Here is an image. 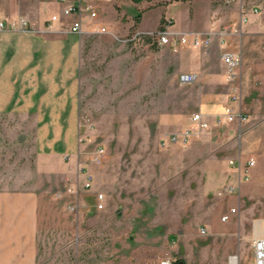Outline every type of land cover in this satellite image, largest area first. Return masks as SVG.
<instances>
[{
    "label": "rangeland",
    "instance_id": "374dc122",
    "mask_svg": "<svg viewBox=\"0 0 264 264\" xmlns=\"http://www.w3.org/2000/svg\"><path fill=\"white\" fill-rule=\"evenodd\" d=\"M147 3L138 2L136 12ZM86 5L91 8L81 13L80 31L70 32L63 16L51 21L57 10L45 2L0 0L1 16L21 15L30 23L26 32L0 31L11 32V40L27 36L16 33L71 34L79 45L72 64L67 53L61 57L69 76L63 84L76 80L72 121L54 115L57 107L41 97L44 90L35 83L39 78L37 84L47 86L51 80L46 74L40 80L30 60L22 66V60L6 58L0 72L6 88L0 94V192L21 191L36 200L38 264H252L251 237L264 230L261 162L253 176L248 169L247 179H239L252 185V193L228 194L213 170L203 168V159L187 152L209 125L186 144L167 140L188 127L199 101L197 76L191 83L179 81L191 62L181 51L222 49L211 43L173 49L147 40L133 46L124 38L137 28L127 23L135 12L125 9L115 17L109 8L99 12L93 2ZM228 42L224 51L239 57L230 70L231 90L240 91L242 108L259 121L262 107L252 100L260 97L264 82V31L244 30ZM162 47L171 53H149ZM97 145L104 155L94 163L90 153ZM211 149L210 143L203 153ZM85 169L92 174L90 188L83 186ZM98 192L105 195L102 208L96 207Z\"/></svg>",
    "mask_w": 264,
    "mask_h": 264
},
{
    "label": "crops",
    "instance_id": "0c3cea01",
    "mask_svg": "<svg viewBox=\"0 0 264 264\" xmlns=\"http://www.w3.org/2000/svg\"><path fill=\"white\" fill-rule=\"evenodd\" d=\"M71 1L79 3L81 6L93 2L99 12L109 8L115 17L118 14L123 16L126 12L125 9L136 14V10L139 8L138 2H145V0ZM37 2L47 3V6L53 11L57 10V13H60L63 7V4L58 0H37ZM147 4L140 10L139 21L136 24L137 30L142 32L154 30L163 19L164 22H170V28L181 33L210 34V48L222 49V53H205L200 49L190 47L181 51L182 56L191 61L184 73H195L199 80L197 89L200 93L196 112L202 113L209 120L208 130L205 129L196 137L198 139L191 141L192 144L188 147L187 152L190 150L203 159L205 164L203 168L213 170V176L219 186H231L232 192L236 191L238 196L243 192L244 194L250 192L252 185L239 181L237 168L229 164L228 161L229 159L243 161L251 157L255 163L249 168L250 175L255 174L258 161L261 162L264 170V82L262 81L260 97L252 100H258L262 107L259 121L251 119L252 117L242 108L240 91H238L239 99L233 105L238 107L248 118L245 121L236 120L234 122H226L222 117L219 118L223 107L229 101L230 94L235 92V90H231L232 82H234L233 73H229L227 65L223 61V54L228 47V40L233 36L240 35L242 37L244 30L247 32L261 30V25L264 23V12L255 14L249 12L251 11L249 9L257 5L263 6L264 0H245L244 11L247 13V17H245L246 13L241 15L239 5H224L218 0H148ZM42 18L38 19V26L43 25ZM127 18L129 20L127 23L132 26L134 24L132 15H127ZM242 18L245 19L242 20ZM64 21H70V17H64ZM234 29L236 30L234 31ZM16 34L27 36L22 39L18 35H14L15 38L11 40V32H0V72L2 68L4 71L7 68L8 63L4 62L6 58L11 59V63L12 59L22 60L18 62L22 66L30 60L32 65L38 67L36 73L42 75L40 80L44 78V74L48 75L51 80L47 86H41L37 84L39 78L36 79V88L44 90L41 97L47 98L54 108L57 107L58 111L54 115H66L67 118H64L72 121V106L76 105L77 99L76 97L72 98V86L76 84V80L71 78L70 85L63 84L69 76L65 74L67 72L62 71L61 57L62 53H67V63L72 64V53H78L79 50L77 40L73 41L71 34L48 38L29 33ZM149 53L171 52L167 47H162ZM40 66H42V72H40ZM62 72L64 74H61ZM55 75H58L56 80L54 79ZM3 79L0 74V94L2 93V96L6 89L5 86L3 88L5 84ZM72 82L74 83L72 84ZM229 85L230 91L228 90ZM223 87L226 88L224 92H222ZM75 89L76 86L73 90L75 91ZM50 98L52 100H49ZM245 101L247 102V99ZM183 126L184 124L181 123L178 129H182ZM210 143L212 149L203 153L204 147ZM210 163L211 166L208 165ZM252 192L253 190H251ZM35 202L36 200L29 193L8 190L0 192V264H38L36 247L38 221L34 209Z\"/></svg>",
    "mask_w": 264,
    "mask_h": 264
},
{
    "label": "built area",
    "instance_id": "2783aa9c",
    "mask_svg": "<svg viewBox=\"0 0 264 264\" xmlns=\"http://www.w3.org/2000/svg\"><path fill=\"white\" fill-rule=\"evenodd\" d=\"M224 5L238 4L240 8L241 15L245 14L244 11V1L245 0H218ZM63 7L60 13L53 14L50 19L51 21L60 20V17L69 18L73 14L78 15L76 18L70 21H64L66 29L70 32H79L81 29V13L83 11L89 10L90 5L81 6L79 3L72 2L71 0H59ZM250 8V7H249ZM249 12L259 13L264 12V5H257L250 8ZM88 15L90 17L95 15L94 11H89ZM247 17V13L245 14ZM245 18H242L244 20ZM30 28V23L25 16H11L5 17L0 15V31L2 30H15V31H27ZM261 29L264 31V23L261 25ZM103 30V28H101ZM236 29H234L235 31ZM147 40L149 44L168 46L173 49H179V47L184 45L191 46H203L206 47L211 42L210 34H201L199 32L195 33H181L170 28V24H164L163 28L142 32L139 30H134L129 33L125 38L124 42H128L133 46L139 45L141 42ZM223 61L227 65L229 73L232 72L239 63V57L236 53L229 51L224 52ZM196 79V74L192 72H186L179 75V81L181 83H191ZM238 93L233 92L230 94L228 103L223 107V112L219 114V118H223L226 122L244 121L247 119V115H244L238 107L233 105L234 102L238 101ZM190 124L184 130L179 133H172L168 136L167 140L170 142H179L181 144H186L188 140L197 135L202 129L209 125V120L206 116H203L200 112H195L190 117ZM104 155V148L101 145L94 147L93 151L90 153V160L94 163H99ZM229 164L234 165L237 168L238 178L241 176L247 179L248 169L254 165L255 161L253 158L249 157L246 160H232L229 159ZM85 177L83 186L90 188L92 186V174L89 170H85ZM222 192L230 194L232 192V187L229 185L223 186ZM220 193V192H219ZM96 207L102 208L104 205L105 195L102 192H98L95 195ZM231 212L235 209L231 208ZM229 214H224L222 220L227 219ZM251 247H252V264H264V235H253L251 237ZM161 264H170L169 260L162 261Z\"/></svg>",
    "mask_w": 264,
    "mask_h": 264
},
{
    "label": "trees",
    "instance_id": "16d2710c",
    "mask_svg": "<svg viewBox=\"0 0 264 264\" xmlns=\"http://www.w3.org/2000/svg\"><path fill=\"white\" fill-rule=\"evenodd\" d=\"M134 1H139V0H134ZM139 15H140V12L138 11V12H136V14L133 17V21H134L133 25H135V26H136L137 22L139 21ZM163 26H164V20L162 19L159 23L158 28L161 29V28H163Z\"/></svg>",
    "mask_w": 264,
    "mask_h": 264
},
{
    "label": "bare ground",
    "instance_id": "6f19581e",
    "mask_svg": "<svg viewBox=\"0 0 264 264\" xmlns=\"http://www.w3.org/2000/svg\"><path fill=\"white\" fill-rule=\"evenodd\" d=\"M257 235H264V230L261 231L260 233H258ZM230 260H231V261H234V260H235V257H234V256H231V257H230Z\"/></svg>",
    "mask_w": 264,
    "mask_h": 264
}]
</instances>
